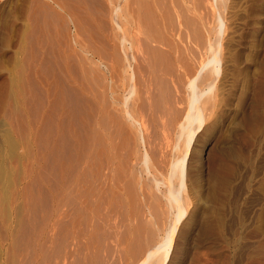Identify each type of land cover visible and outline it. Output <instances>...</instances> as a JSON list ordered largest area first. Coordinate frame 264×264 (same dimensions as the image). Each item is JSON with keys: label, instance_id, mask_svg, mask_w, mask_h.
<instances>
[{"label": "bare ground", "instance_id": "bare-ground-1", "mask_svg": "<svg viewBox=\"0 0 264 264\" xmlns=\"http://www.w3.org/2000/svg\"><path fill=\"white\" fill-rule=\"evenodd\" d=\"M234 1L24 0L8 118L27 151L0 224V264L179 259Z\"/></svg>", "mask_w": 264, "mask_h": 264}, {"label": "rangeland", "instance_id": "rangeland-1", "mask_svg": "<svg viewBox=\"0 0 264 264\" xmlns=\"http://www.w3.org/2000/svg\"><path fill=\"white\" fill-rule=\"evenodd\" d=\"M22 3L24 0H0V224L3 225L10 221L27 151L22 130L8 118V110L15 111L19 105ZM235 4L234 10L225 15L229 27L228 67L221 84L220 103L214 109L216 114L213 113L217 119L212 117L214 123L206 135L204 159L199 161L202 169L197 187L198 194L203 196L196 195L188 205V211L199 205L197 218L188 227L179 259L172 264H264V0H237ZM228 14H232L230 18ZM19 198L14 204L17 207L21 206Z\"/></svg>", "mask_w": 264, "mask_h": 264}]
</instances>
